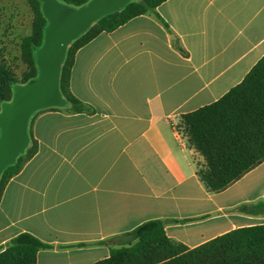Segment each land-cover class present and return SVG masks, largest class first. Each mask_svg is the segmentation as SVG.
<instances>
[{
  "label": "crops",
  "instance_id": "0c3cea01",
  "mask_svg": "<svg viewBox=\"0 0 264 264\" xmlns=\"http://www.w3.org/2000/svg\"><path fill=\"white\" fill-rule=\"evenodd\" d=\"M263 57L264 0H166L81 47L70 89L93 113L36 114L38 151L0 197V250L30 233L51 246L37 264H95L151 220L190 249L264 224V162L209 192L176 128Z\"/></svg>",
  "mask_w": 264,
  "mask_h": 264
},
{
  "label": "trees",
  "instance_id": "16d2710c",
  "mask_svg": "<svg viewBox=\"0 0 264 264\" xmlns=\"http://www.w3.org/2000/svg\"><path fill=\"white\" fill-rule=\"evenodd\" d=\"M82 7L91 0H59ZM166 0H132L119 11L97 20L67 49L60 73V91L71 113H93V108L76 98L70 89V77L77 51L103 32H113L129 20L156 12ZM39 25L37 37L25 38L23 55L36 73L21 84L38 77L35 52L44 44L49 21L42 3L36 0ZM157 15V14H156ZM164 25L166 22L159 16ZM182 50V49H181ZM183 51V50H182ZM20 84L4 65L0 66V106L13 98V85ZM43 110V109H42ZM1 111V109H0ZM36 111L29 121L30 142L14 164L0 176V197L8 182L18 175L36 155L38 143L32 132ZM190 149L199 154L198 176L207 190L220 193L264 162V57L244 80L218 101L182 115L176 125ZM130 242L113 247L110 256L95 264H264V224L245 226L218 236L195 248L168 236L162 220H151L127 234ZM50 245L30 233H21L0 250V264H37L38 253Z\"/></svg>",
  "mask_w": 264,
  "mask_h": 264
},
{
  "label": "water",
  "instance_id": "95a60500",
  "mask_svg": "<svg viewBox=\"0 0 264 264\" xmlns=\"http://www.w3.org/2000/svg\"><path fill=\"white\" fill-rule=\"evenodd\" d=\"M40 1L49 25L43 46L35 52L39 73L26 84H14L12 100L1 104L0 176L28 147L31 116L38 110L66 106L60 91V73L72 41L97 20L121 10L132 0H91L78 8L59 0Z\"/></svg>",
  "mask_w": 264,
  "mask_h": 264
},
{
  "label": "rangeland",
  "instance_id": "374dc122",
  "mask_svg": "<svg viewBox=\"0 0 264 264\" xmlns=\"http://www.w3.org/2000/svg\"><path fill=\"white\" fill-rule=\"evenodd\" d=\"M38 25L36 0H0V66L20 84L36 73L23 55L22 44L25 38L37 37Z\"/></svg>",
  "mask_w": 264,
  "mask_h": 264
}]
</instances>
